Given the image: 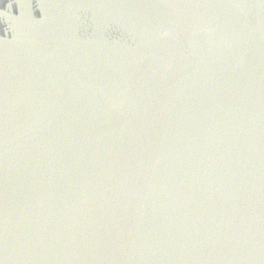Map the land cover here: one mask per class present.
<instances>
[{
    "label": "water",
    "instance_id": "95a60500",
    "mask_svg": "<svg viewBox=\"0 0 264 264\" xmlns=\"http://www.w3.org/2000/svg\"><path fill=\"white\" fill-rule=\"evenodd\" d=\"M0 264H264V0H0Z\"/></svg>",
    "mask_w": 264,
    "mask_h": 264
}]
</instances>
